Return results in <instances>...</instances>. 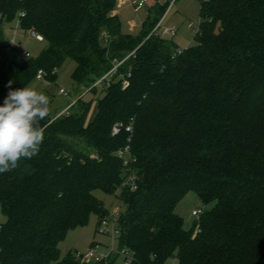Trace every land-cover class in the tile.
<instances>
[{
	"label": "trees",
	"instance_id": "1",
	"mask_svg": "<svg viewBox=\"0 0 264 264\" xmlns=\"http://www.w3.org/2000/svg\"><path fill=\"white\" fill-rule=\"evenodd\" d=\"M115 3L0 0V105L9 81L28 87L43 69L54 82L74 60L77 93L133 52L99 95L98 87L85 94L96 95L94 113L85 96L69 114L49 112L38 155L0 173V264H113L116 255L61 257L70 230L109 213L96 190L120 191L119 248L131 264H264V0H202L196 43L176 56L173 39L149 35L170 0L152 8L137 35L122 31ZM15 20L43 36L38 56L10 45ZM132 118L130 141L125 128L113 134ZM127 144L134 190L122 187L117 150ZM191 191L214 204L187 229L176 207Z\"/></svg>",
	"mask_w": 264,
	"mask_h": 264
},
{
	"label": "rangeland",
	"instance_id": "2",
	"mask_svg": "<svg viewBox=\"0 0 264 264\" xmlns=\"http://www.w3.org/2000/svg\"><path fill=\"white\" fill-rule=\"evenodd\" d=\"M135 0H116L115 10L121 20V29L124 33L132 35L139 34L143 21L147 18L149 12L157 3H163L165 0H148L138 11L134 9ZM202 0H170L168 9L164 16L163 25L178 28V32L172 39L181 48H186L196 43L195 32L201 22L200 7ZM134 21V23H131ZM193 24V27L190 24ZM17 32V39L23 48H26L30 56H38L47 45L46 41L34 37L31 32L24 31L17 25V20L9 24L6 28L8 38L14 36V30ZM198 35V34H197ZM76 67L74 60H67L65 65L59 70L57 79L54 82L44 79H35L28 87H33L38 91H43L50 98L49 109L52 114H56L67 107L76 96V84L72 78V73ZM63 87L69 91V96L61 94L59 89ZM78 93V92H77ZM101 93L98 87L96 95ZM95 94L89 93L85 97L92 100L91 114L94 113L96 106ZM94 111V112H93ZM107 194L102 190H96L95 195L101 199L110 212L119 208L125 209L119 199V193ZM214 203H204L196 192H189L177 205L176 211L184 219V226L190 229L198 221V218L192 215L194 209H211ZM5 220L0 207V223ZM99 217L96 213L91 214L89 222L85 226L70 230L66 238L60 244L61 257H64L69 251H78L79 254H86L91 248L95 247L98 252L110 253L112 249H119V241L98 231ZM98 255L91 261L97 262ZM125 258L122 253L117 254L113 264H124ZM166 264H178L177 258L169 259Z\"/></svg>",
	"mask_w": 264,
	"mask_h": 264
},
{
	"label": "clouds",
	"instance_id": "3",
	"mask_svg": "<svg viewBox=\"0 0 264 264\" xmlns=\"http://www.w3.org/2000/svg\"><path fill=\"white\" fill-rule=\"evenodd\" d=\"M0 105V173L38 155L45 139L41 122L49 116L50 98L33 87L11 89Z\"/></svg>",
	"mask_w": 264,
	"mask_h": 264
},
{
	"label": "built area",
	"instance_id": "4",
	"mask_svg": "<svg viewBox=\"0 0 264 264\" xmlns=\"http://www.w3.org/2000/svg\"><path fill=\"white\" fill-rule=\"evenodd\" d=\"M147 1L148 0H135L133 2L135 11H138L140 8L145 6ZM22 15H24V14H22ZM164 16L155 25V27L152 29V31L149 35L158 34V35H161V36L166 37L168 39H172L173 37L176 36V34L178 32V28L164 26L163 25ZM17 25L19 26V20L17 21ZM190 26L193 27V24L191 23ZM199 31H200V25L196 29H194L195 37L197 36V34H199ZM14 33H15L14 36L12 38H10V45L11 46H14V45L20 43L17 39L16 29L14 30ZM31 34L34 37H36L37 39L43 40V36L41 34L34 33L32 31H31ZM102 34L106 37L105 31H103ZM105 40H107V39H105ZM184 49L185 48H181L179 46L176 47L175 52H174V56L181 54L184 51ZM23 54L26 55L27 57L30 56L26 48L23 49ZM132 54H133V52L130 53L129 55H127L124 59H122L120 61H116L114 67L111 70H109L107 73H105L102 77L98 78L96 80V82L90 88L84 89L83 91H81V92L79 91L78 93H76V96L74 99H72L71 103L67 107L62 109L61 111L57 112L53 119H56L57 117H59L63 114H69L71 107L75 104L77 99L79 97L85 96V94L92 87H103L105 85H107V86L110 85L113 76L117 72L118 66L120 64H122L123 61L125 59H127ZM130 74L131 73L129 72L128 75H126V76L122 75L121 76L123 86H126L129 83V75ZM46 75H47V73L43 69H40L37 73V79H44L46 77ZM59 92L61 94L69 96V91H67L63 87H61L59 89ZM133 123H134V118H132L131 122L128 124H124L123 122L116 123L113 127V134H118L122 128H125L127 132L131 133V135L128 138L130 141L132 134H133ZM117 154L123 161L125 173H126L125 178L122 182V187H127V188L133 189V190L136 189L137 188L136 174L131 169V162H132L131 158L132 157H131L130 145L127 144L126 146L118 149ZM123 212H124V210L122 208H119L118 210H116L114 212L109 211V213L107 215H105L104 217H102L100 219V221L98 223V231H100L104 235H107V236L112 237L113 239H117L119 241V236L121 233L120 218H121ZM203 212H204L203 209H194L192 211V215L199 218ZM119 253H122L124 255V258H125L124 264H131L132 263L131 253L129 251H123L120 248L117 250L112 249L110 251V253L106 254L103 252H98L96 250V248L93 247L86 254H82V259L86 260V261H91L96 255H98V258H99L98 261H103V260L107 261L110 256H112V255L117 256V254H119Z\"/></svg>",
	"mask_w": 264,
	"mask_h": 264
},
{
	"label": "crops",
	"instance_id": "5",
	"mask_svg": "<svg viewBox=\"0 0 264 264\" xmlns=\"http://www.w3.org/2000/svg\"><path fill=\"white\" fill-rule=\"evenodd\" d=\"M114 13H116L117 14V11L116 10H114ZM131 23H134V21H131ZM177 44V43H176ZM94 111H96V106H95V109H94ZM93 111V112H94Z\"/></svg>",
	"mask_w": 264,
	"mask_h": 264
},
{
	"label": "water",
	"instance_id": "6",
	"mask_svg": "<svg viewBox=\"0 0 264 264\" xmlns=\"http://www.w3.org/2000/svg\"><path fill=\"white\" fill-rule=\"evenodd\" d=\"M103 51H106V48H104Z\"/></svg>",
	"mask_w": 264,
	"mask_h": 264
}]
</instances>
